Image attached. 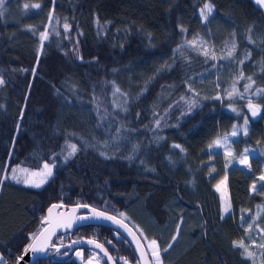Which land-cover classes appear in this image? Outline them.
Returning a JSON list of instances; mask_svg holds the SVG:
<instances>
[{"label": "trees", "instance_id": "16d2710c", "mask_svg": "<svg viewBox=\"0 0 264 264\" xmlns=\"http://www.w3.org/2000/svg\"><path fill=\"white\" fill-rule=\"evenodd\" d=\"M0 13V176L57 162L39 190L0 186L1 264L18 263L51 205L124 213L143 243L157 242L161 264H255L248 245L264 243V188L250 194L264 169V17L249 0H4ZM196 37L208 56L191 46ZM245 119L234 147L257 156L248 170L228 168L209 144ZM66 144L77 151L62 164ZM224 178L231 213L222 218L215 187ZM89 240L115 264H137L104 227L56 236L33 264H79L63 248Z\"/></svg>", "mask_w": 264, "mask_h": 264}, {"label": "snow or ice", "instance_id": "6c2138e0", "mask_svg": "<svg viewBox=\"0 0 264 264\" xmlns=\"http://www.w3.org/2000/svg\"><path fill=\"white\" fill-rule=\"evenodd\" d=\"M256 3L259 4L261 7H264V0H256ZM4 4V0H0V6H2ZM28 5L25 4V8H27ZM32 7L34 8H40L39 4H33ZM213 11L212 5L209 3H205L204 7L200 10V15L201 18L204 20H207L208 16L211 15ZM0 15H2V13H0ZM65 31L69 30V25L67 23H65L64 25ZM183 31V29H182ZM41 41H44L45 39H47V33H41ZM195 46V45H193ZM235 47V45H233V48ZM205 55H207V52L205 51L204 53ZM229 55H231V53H229ZM215 58V57H213ZM241 63H243V61H241ZM243 76V74L241 73V77ZM249 80H251V77H249ZM4 83V81L2 79H0V85H2ZM250 87V85L246 86L245 91H247V88ZM190 91L192 90L191 88L189 89ZM235 86H233L232 91H228L226 92V96L231 99L233 96V92H235ZM195 95V93H194ZM243 98V97H241ZM216 99H220V96H217ZM193 105H195V101L191 100L189 101V106L192 107ZM248 107L250 110H252V115L255 116L257 114L258 111V107L256 105H254L251 101H249L248 103ZM232 111H236L235 108L232 109ZM157 124H159V121H157ZM245 124V134H247V124H248V120L245 119L244 121ZM236 126H233V131L231 133L232 136H236L237 132L235 130ZM227 144V136H224L223 138L221 137H217L215 140L212 141L211 144H209V149H212L213 146L215 147H221ZM68 147L71 149V151H69L67 153V155L64 157V159L67 161L69 158H71L73 155H75L76 151H77V147L75 144H69ZM174 147L180 148V145H174ZM184 149L181 148V151H183ZM247 152V149L245 150ZM226 154L227 155H231V152L228 151L226 149ZM101 155H103V153H101ZM241 163L246 164L247 163V157L245 156L244 158L241 159ZM227 166V165H226ZM23 172L25 173V177L23 178V180L21 179V177L19 175H17V172ZM5 175L0 176V186H2L4 180H12L16 183H23L25 186H30V187H36V188H40L43 184H45L48 181V178L52 176V167L48 164L45 163L43 166V169L41 171H37V172H30L28 169H16L13 168L11 169V173L7 174V169H5ZM259 179L261 181H264V175H261L259 177ZM224 184V181H221L220 184H218L217 187V191H220V187L221 185ZM262 188H264V185H261ZM252 190L256 191L257 190V185L254 183L252 185ZM221 199L223 200L224 197L222 195ZM85 207H87V205H84ZM56 207H60V205H53L52 208H49V217H45L43 218V222L46 223L47 225L51 226L52 225V221L50 219L51 215H52V209L56 208ZM77 207H79V205H77ZM229 210L228 206L223 207V211L227 212ZM95 214L96 217H102L105 220H111L113 223L118 224L120 227L124 228L126 231H128L129 235L132 236V239L134 242L137 243V250L140 251V255H141V259L145 258V252L143 251V245L140 244L138 237H137V233L139 234V236H143V232H141L139 229H136V232H133V230L131 228H129L127 223H124V221H127V217L125 216L124 213H119V216L122 219H117L116 216H108L106 215L104 212L102 211H95L94 209L92 210ZM55 227H71V223H68L67 225L65 224H61V223H57L55 225ZM55 227H52V231L49 232L48 228H44L41 231V236L44 235L45 232L48 233L47 237H45V241L43 244H38L36 243V241L40 240V236H31L30 239L33 240L32 244H29L28 247L25 249V251L27 252L28 250H31L33 253H37V252H44L46 247L48 246V242L51 239L52 235H55ZM179 227V226H178ZM176 237H173V240H175ZM88 243L90 244H95V246L97 248H100L101 251L104 252V255L108 257L109 261L113 260V257L108 255V252L103 248V246L99 243H96L95 241L89 240ZM233 246L234 247H244V243L243 241L240 242H233ZM69 247H71V245H69ZM169 247H171V245H169ZM262 247H264V245H262ZM149 251L152 252L153 254V259L155 261V264H161V259H160V250H159V246L157 244V242L155 240H152L150 242V246H149ZM164 251L166 252L167 249H164ZM245 251L247 252V249L245 248ZM57 252H59V248H57ZM77 255H80V253H77ZM248 255H252L251 253H248ZM124 261V264H128L127 259L125 258H121ZM0 260H2V257H0ZM89 264H91V261H89Z\"/></svg>", "mask_w": 264, "mask_h": 264}, {"label": "water", "instance_id": "95a60500", "mask_svg": "<svg viewBox=\"0 0 264 264\" xmlns=\"http://www.w3.org/2000/svg\"><path fill=\"white\" fill-rule=\"evenodd\" d=\"M252 6L261 13L264 17V7H261L256 3V0H249ZM258 116V112L256 114ZM51 205L49 208H52ZM49 208L45 211L44 218L49 217ZM94 208L85 207V206H73L67 207L62 206L56 207L52 209V215L50 217L52 221V225L49 226L42 221V229L48 228V231H52V227H55L57 223L65 224L71 223V227H55V235L51 236L50 241L48 242V246L46 247L44 252L33 253L31 250L25 251L22 257L19 259L17 264H33V262L37 259H44L48 250L52 249L51 242L58 235H72L76 230L85 228V227H104L111 229L116 234H118L123 240L127 242V244L131 247L138 264H152L151 259L147 253V250L141 240V238L137 235L140 244L143 245V251L145 252V258L141 259L140 251L137 250V243L133 241L132 236L129 235L128 231L124 228L120 227L118 224L113 223L111 220H105L102 217H96L94 212L92 211ZM95 211H99L94 209ZM105 213V212H104ZM108 216H112L110 214L105 213ZM119 219V218H117ZM124 223H127L124 221ZM129 228L132 227L127 223ZM133 230V229H132ZM42 231V230H41ZM41 231L36 235L40 236V240L36 241L38 244H43L45 241V237H47L48 233L45 232L43 236H41ZM133 232H135L133 230ZM33 243V240L30 244ZM71 245V247H69ZM104 248V247H103ZM88 249L98 253L105 260L107 264H115L114 260L109 261L108 257L104 255V252L101 251L100 248H97L95 244L87 243L86 241H75L69 243L67 246L63 248V250L68 251L67 256H70L75 250ZM105 249V248H104ZM106 250V249H105ZM107 251V250H106ZM108 255H110L108 253Z\"/></svg>", "mask_w": 264, "mask_h": 264}, {"label": "rangeland", "instance_id": "374dc122", "mask_svg": "<svg viewBox=\"0 0 264 264\" xmlns=\"http://www.w3.org/2000/svg\"><path fill=\"white\" fill-rule=\"evenodd\" d=\"M193 45H195V46H193ZM191 46L194 48V49H196V50H198L202 55H204V56H208L210 53H211V47H210V45L205 41V40H203V39H200V38H194L192 41H191ZM205 51L207 52V55H205L204 53H205ZM232 109H233V107H232ZM236 109V111H233V112H235V113H237L238 111H237V108H235ZM246 111H248V114H249V117H250V120L251 121H256V120H258V116H259V114H258V116H253L252 115V111H250L249 110V108H248V105L246 106ZM231 112H232V110H231ZM249 124V123H248ZM248 124H247V129H248ZM244 129H245V124L243 125V127L242 128H235V130H236V132H237V135L236 136H232L231 135V133H232V131H233V128L229 131V132H227V133H223V134H221L219 137H221V138H223L224 136H227V144L226 145H224V146H221V147H215V146H213L212 147V149H211V151L212 152H214V153H220L222 156H223V158L225 159V161H226V163H227V166H228V168H231V167H237V168H239V169H244V170H248L249 169V161L251 160V159H253V158H255L256 156H257V154H256V152L255 151H253V150H247V152L245 151V150H242V151H239V152H237V150H235V147H234V144H235V146H236V142L239 140V138L245 133V131H244ZM68 145L69 144H66V146H65V148L61 151V152H59V153H57L56 154V156L58 157V159H59V162H61L62 164H65V163H67L68 161H69V159L66 161L65 159H64V157L67 155V153L69 152V151H71V149L68 147ZM226 149L228 150V151H230L231 152V155H227L226 154ZM247 157V163L246 164H243V163H241V159L242 158H244V157ZM51 167H52V176L51 177H49L48 178V181L53 177V175H54V170H55V167L57 166V162H52V163H48ZM44 166V165H43ZM43 166L39 169V170H35V171H31V170H29L30 172H37V171H41L42 169H43ZM19 169H22V168H19ZM18 169V170H19ZM24 169V168H23ZM17 175H19L20 177H21V179L23 180V178L25 177V173H23V172H17ZM261 175H264V169H263V171H262V174ZM260 175V176H261ZM259 176V177H260ZM259 177H258V179H259ZM47 181V182H48ZM221 181H224V184L223 185H221V187H220V191H217V187H215V191L217 192V194L220 196V200H221V208H222V218H225V217H227V216H229L230 215V213H231V206H230V202H229V192H228V188H227V180H226V178H224V179H222ZM220 181V182H221ZM46 182V183H47ZM220 182L218 183V184H220ZM46 183L45 184H43L40 188H36V187H30V186H26V187H29V188H33V189H36V190H39V189H41L43 186H45L46 185ZM21 184H23V183H21ZM264 184V181H261L260 179H259V182H258V184H257V189L259 188V187H261V185H263ZM24 185V184H23ZM25 186V185H24ZM257 191V190H256ZM256 191H253L252 190V187L250 188V194H254ZM222 195H223V197H224V199L222 200L221 199V197H222ZM225 206H228V208H229V210L227 211V212H224L223 211V207H225ZM97 210V209H96ZM260 230H261V228H260ZM257 232L259 233V235L264 239V232H260L259 231V229H257ZM253 243H257L259 246H262V245H264V243H259V241L257 240H254V242H252V244H249L248 245V247L250 248V249H252V250H254L255 248L253 247ZM144 246H145V248H146V250H147V253H148V255H149V257H150V259H151V262H152V264H155V261H154V259H153V254H152V252L151 251H149V246H150V242H147V241H144ZM91 251V250H90ZM77 253H80V255H77ZM255 253V252H254ZM254 255H256V253L254 254ZM0 257H2L1 255H0ZM257 257H258V255H257ZM73 259L76 261V262H78L79 264H89V261H91V264H101V260L98 258V255L96 254V253H92L91 254V256L88 258V259H85L84 258V254H83V251L82 250H76V251H74V253H73ZM3 258H2V260H0V264L3 262ZM138 264V263H137ZM255 264H263L262 262H261V260H255Z\"/></svg>", "mask_w": 264, "mask_h": 264}, {"label": "flooded vegetation", "instance_id": "af4514ba", "mask_svg": "<svg viewBox=\"0 0 264 264\" xmlns=\"http://www.w3.org/2000/svg\"><path fill=\"white\" fill-rule=\"evenodd\" d=\"M254 252L256 253L255 259L260 260V257L259 256L257 257V255L264 253V247L260 246L258 251L257 249H254ZM261 262L264 264V261H261Z\"/></svg>", "mask_w": 264, "mask_h": 264}, {"label": "bare ground", "instance_id": "6f19581e", "mask_svg": "<svg viewBox=\"0 0 264 264\" xmlns=\"http://www.w3.org/2000/svg\"><path fill=\"white\" fill-rule=\"evenodd\" d=\"M71 207H73V206H71ZM43 221V220H42ZM144 244V243H143ZM76 251V250H75ZM24 254V253H23ZM73 254V253H72ZM98 254V253H97ZM99 255V254H98ZM102 257V256H101Z\"/></svg>", "mask_w": 264, "mask_h": 264}]
</instances>
